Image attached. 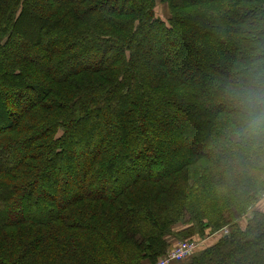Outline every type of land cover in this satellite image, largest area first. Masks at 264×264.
Returning <instances> with one entry per match:
<instances>
[{
  "label": "trees",
  "instance_id": "obj_1",
  "mask_svg": "<svg viewBox=\"0 0 264 264\" xmlns=\"http://www.w3.org/2000/svg\"><path fill=\"white\" fill-rule=\"evenodd\" d=\"M254 65L264 0H0V264H264Z\"/></svg>",
  "mask_w": 264,
  "mask_h": 264
},
{
  "label": "clouds",
  "instance_id": "obj_2",
  "mask_svg": "<svg viewBox=\"0 0 264 264\" xmlns=\"http://www.w3.org/2000/svg\"><path fill=\"white\" fill-rule=\"evenodd\" d=\"M228 95L235 123L230 140L264 165V66L254 65Z\"/></svg>",
  "mask_w": 264,
  "mask_h": 264
},
{
  "label": "built area",
  "instance_id": "obj_3",
  "mask_svg": "<svg viewBox=\"0 0 264 264\" xmlns=\"http://www.w3.org/2000/svg\"><path fill=\"white\" fill-rule=\"evenodd\" d=\"M198 246V241H179L176 245L170 248L166 254L160 257L157 264H174L175 262L186 260L195 254V251L197 250Z\"/></svg>",
  "mask_w": 264,
  "mask_h": 264
},
{
  "label": "rangeland",
  "instance_id": "obj_4",
  "mask_svg": "<svg viewBox=\"0 0 264 264\" xmlns=\"http://www.w3.org/2000/svg\"><path fill=\"white\" fill-rule=\"evenodd\" d=\"M161 5H162V6H161ZM165 6H166V5H165L164 3H160L159 7L157 8V11H158L159 15L164 16V15L166 14ZM164 13H165V14H164ZM33 14H35V13H33ZM29 39L32 40V41H34V39H31V38H29ZM17 102H19V103H23L21 100H20V101H17ZM185 136H186V135H185ZM196 239H198V240L200 241V243H201L200 248H203V247L206 245V240H201L200 238H196ZM183 240H185V239H183V238H178V239L176 240V242L183 241ZM176 242H175V243H176ZM190 258H191V257H189V259H190ZM189 259H186V260L180 261L179 264H183V263L187 262Z\"/></svg>",
  "mask_w": 264,
  "mask_h": 264
},
{
  "label": "crops",
  "instance_id": "obj_5",
  "mask_svg": "<svg viewBox=\"0 0 264 264\" xmlns=\"http://www.w3.org/2000/svg\"><path fill=\"white\" fill-rule=\"evenodd\" d=\"M258 206H259L260 209H263L264 210V199L258 204ZM210 240H211V238L207 239L206 240V243H207V241L210 242Z\"/></svg>",
  "mask_w": 264,
  "mask_h": 264
}]
</instances>
